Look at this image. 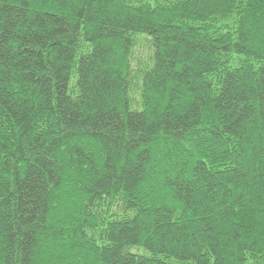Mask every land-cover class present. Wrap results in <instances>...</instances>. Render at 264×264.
Masks as SVG:
<instances>
[{
	"label": "trees",
	"instance_id": "obj_1",
	"mask_svg": "<svg viewBox=\"0 0 264 264\" xmlns=\"http://www.w3.org/2000/svg\"><path fill=\"white\" fill-rule=\"evenodd\" d=\"M0 264H264V0H0Z\"/></svg>",
	"mask_w": 264,
	"mask_h": 264
},
{
	"label": "rangeland",
	"instance_id": "obj_2",
	"mask_svg": "<svg viewBox=\"0 0 264 264\" xmlns=\"http://www.w3.org/2000/svg\"><path fill=\"white\" fill-rule=\"evenodd\" d=\"M148 50H149V49L146 48L145 43H143V42H140V43H139L138 52H139L140 55H142V56H144V57H147V55H148Z\"/></svg>",
	"mask_w": 264,
	"mask_h": 264
}]
</instances>
